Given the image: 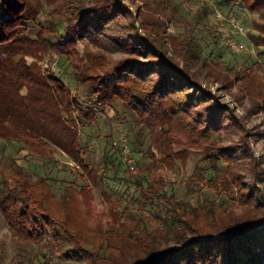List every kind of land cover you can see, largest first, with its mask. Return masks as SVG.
I'll use <instances>...</instances> for the list:
<instances>
[{
	"label": "trees",
	"instance_id": "trees-1",
	"mask_svg": "<svg viewBox=\"0 0 264 264\" xmlns=\"http://www.w3.org/2000/svg\"><path fill=\"white\" fill-rule=\"evenodd\" d=\"M143 1L146 10L141 28L145 33L136 36L133 32L137 33V28L129 22L132 15L122 0H0V140L18 143L26 135L42 138L61 149L96 182L94 170H89L83 159L86 149L70 123L91 125L108 109L118 114L119 103L129 111L130 126L146 131L155 169L159 164L172 167L176 160L184 159L185 151L176 146L194 145L200 151L207 148L205 159L213 168L218 161L228 165V178L220 180L227 190L240 187V179L234 175L237 165L210 142L209 133L214 131L210 124L217 126L221 115L209 118L210 128H198L193 114L187 112L194 100L201 104L206 101L203 93H183L186 88L194 91L199 87L188 66L200 58L207 66V58L202 57L196 38L187 33L165 38L170 44V49L166 48L162 42L165 23L158 16H170L167 11L171 3ZM219 2L241 5L249 13L264 12V0ZM150 4L157 6L156 10ZM41 18L44 24L32 39L28 32ZM260 19L264 22V14ZM253 23L258 32L256 45L264 47V23ZM51 34L52 39L47 38ZM80 43L93 47L95 53L89 66H79L73 75L74 84L56 75L42 78L23 59L47 46L69 61L72 54L77 55ZM114 54L122 58L113 61ZM173 54L182 60V68ZM138 57L147 62H140ZM72 87L76 88L74 94ZM138 188L143 200L138 216L125 208L119 218L115 217L118 232L114 227L107 229L102 236L105 244L96 248L104 252L103 256L83 253L71 240L74 224L65 211L75 206L78 198L87 197L84 187L68 185L58 197L43 177L34 183L25 178L13 188L4 180L0 210L16 236L43 247V264L79 263L83 257L84 264H264V215L252 197L238 195L234 199L246 206L236 216L211 204L193 206L188 199H178L157 175L147 187L138 183ZM147 205L162 230L155 236L146 231L150 218L144 215ZM51 208L53 212L48 211ZM162 239H173L181 249L162 248ZM66 241L71 245L67 251Z\"/></svg>",
	"mask_w": 264,
	"mask_h": 264
},
{
	"label": "rangeland",
	"instance_id": "rangeland-1",
	"mask_svg": "<svg viewBox=\"0 0 264 264\" xmlns=\"http://www.w3.org/2000/svg\"><path fill=\"white\" fill-rule=\"evenodd\" d=\"M164 1L171 3L167 11L170 16L163 13L158 16L165 23L162 42L166 48L170 49V44L165 38L187 33L196 38L202 49V57L207 58L208 62L205 66L200 58L188 66L189 75L196 78L199 87L194 91L186 88L183 93L192 96L203 93L206 101L201 104L199 100H194L189 104L187 112L193 114L192 117L196 120L194 125L198 128L212 126L214 131L209 133L210 142L235 162L237 166L234 175L240 179L241 186L239 189L227 190L220 180L228 178V165L218 161L213 168L208 159H205L208 156L207 148L200 151L194 145L176 146L185 151L184 159L176 160L172 167L159 164L155 169L149 158L151 147L146 131H141L138 126H130L129 111L119 103L118 114L108 109L102 115L99 114L97 121L91 125L70 123L80 137L82 148L86 149L83 159L89 170H94L96 182L87 177L82 168L61 149L42 138L26 135L20 137L22 142L18 143L0 140L1 189L4 180H8L9 187L13 188L25 178L34 183L43 177L52 185V192L58 197L68 185L87 190V197L78 198L75 206L66 208L65 214L72 216V242L90 256L104 255L103 251H96V248L105 244L102 236L107 229L114 227V231L118 232L120 226L114 220L116 216L120 217L125 208L138 216L137 210L143 202L138 183L147 187L155 175L165 181L166 188L178 199H188L193 206L211 204L239 216L246 206L239 205L234 199L241 195L243 199L252 197V202L257 201L261 207L259 212L264 215V47L256 45L258 32L254 30L253 23H264L260 19L264 12L249 13L241 5H223L219 0ZM144 2L122 0L132 15L129 22L137 28V33L133 32L136 36L145 33L141 28L142 13L146 10ZM152 5L149 6L156 10L157 6ZM214 10L220 11L225 18L234 17L244 27V32L240 34L225 21L215 19ZM39 20L40 24L31 26L28 32L32 39L37 38L40 27L44 24L43 18ZM53 36L51 34L47 38L52 39ZM231 37L244 44L245 49L233 51L228 46V39ZM46 48L38 50L37 55H25L23 59L27 66H32L36 75L42 78L47 74L61 76L71 84H74L73 75L79 66H89V59L95 53L93 47L80 43L76 47L77 55L72 54L69 61H66L49 47ZM168 56L172 54L168 53ZM175 57L182 68V60ZM121 58L119 54L112 55L113 61ZM138 58L140 62H147L143 57ZM174 82L175 80L172 83ZM75 89H69L71 94H74ZM22 93L25 94V89ZM215 116L219 118V124L215 127L213 124L208 125L209 118ZM120 138L126 140L132 154L133 170H126V159L119 153ZM152 152L156 159H160V154L155 149ZM51 209L48 211L53 212ZM145 210L144 215L150 217L146 218V231L155 236L156 231L162 230L152 218L149 205ZM160 242L162 248L181 249L180 244L173 239H162ZM66 243L64 249L67 251L71 245L68 241ZM42 252L43 247L16 236L0 210V264H12L17 260H21L22 264H43L40 256ZM83 259L84 257L79 263L59 264H84Z\"/></svg>",
	"mask_w": 264,
	"mask_h": 264
},
{
	"label": "built area",
	"instance_id": "built-area-1",
	"mask_svg": "<svg viewBox=\"0 0 264 264\" xmlns=\"http://www.w3.org/2000/svg\"><path fill=\"white\" fill-rule=\"evenodd\" d=\"M214 17L218 21H225L227 24H229L231 27H233L236 32L242 34L244 32V27L240 25L234 17L229 16L228 18H225L224 14H222L218 10H214ZM228 46L233 50V51H241L245 49V45L242 44L240 41H237L233 39L232 37L228 39ZM114 146H117V143H114ZM119 148L121 149L122 155L125 157V162L128 163L129 168L131 170L134 169V162L132 158L131 152L128 150V146L126 143V140L123 138H120L119 142Z\"/></svg>",
	"mask_w": 264,
	"mask_h": 264
}]
</instances>
